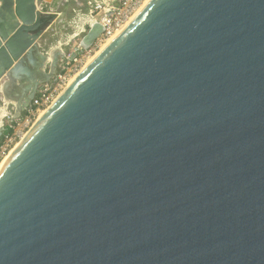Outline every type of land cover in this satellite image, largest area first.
I'll list each match as a JSON object with an SVG mask.
<instances>
[{"label": "water", "instance_id": "1", "mask_svg": "<svg viewBox=\"0 0 264 264\" xmlns=\"http://www.w3.org/2000/svg\"><path fill=\"white\" fill-rule=\"evenodd\" d=\"M56 18L0 0L5 99ZM0 264H264V0H147L4 163Z\"/></svg>", "mask_w": 264, "mask_h": 264}, {"label": "rangeland", "instance_id": "2", "mask_svg": "<svg viewBox=\"0 0 264 264\" xmlns=\"http://www.w3.org/2000/svg\"><path fill=\"white\" fill-rule=\"evenodd\" d=\"M84 0H37L38 7L43 11H52L58 14V19L50 26L38 39L39 49L43 53H47L52 49L51 53L48 54L49 61L45 62L44 69L46 72L50 70L51 61H55L54 73L50 76L49 81H42L39 85L41 88L46 83H52L61 69L63 62L66 59L68 51L71 48L77 46L83 38L82 29L86 26V9L84 8ZM94 55L91 53L90 56ZM89 57V56H88ZM88 57L84 59L83 65L87 61ZM78 72V71H77ZM76 72V73H77ZM75 73V74H76ZM74 74V75H75ZM53 77V78H52ZM71 78V77H70ZM4 85V86H2ZM67 85V84H66ZM66 87V86H65ZM39 88V89H40ZM0 89L5 91L7 94L13 93L12 86L2 83ZM36 94H38L36 92ZM22 98V97H21ZM8 99L9 101H7ZM4 98L0 92V110L3 111L2 117L0 119V125L2 127V134L0 136V144L4 138L6 132V126L9 123H20L21 132L15 135V141L10 146L8 151L0 157V162L5 155L15 146L24 134L27 133L33 126L39 112L31 114L29 107L31 103L25 107H18L17 104L12 102L10 97ZM18 99L16 101H21ZM25 101V100H24ZM23 101V102H24ZM53 102V101H52ZM27 103V102H26ZM50 105V104H49ZM49 105L47 107H49ZM24 107V108H23ZM45 107V108H47ZM23 109V110H22ZM17 111V112H16ZM18 126H16L17 128ZM14 136V135H13Z\"/></svg>", "mask_w": 264, "mask_h": 264}, {"label": "built area", "instance_id": "3", "mask_svg": "<svg viewBox=\"0 0 264 264\" xmlns=\"http://www.w3.org/2000/svg\"><path fill=\"white\" fill-rule=\"evenodd\" d=\"M147 0H84L86 9V26L82 29L85 34L94 23H99L101 32L94 41L87 47L80 43L68 51L61 69L57 73L52 83L44 84L37 90L31 99L29 107L30 113L34 114L44 109L62 92L70 77L83 67V61L91 53L96 54L101 47L112 38L134 14L144 5ZM81 42V41H80ZM106 45V44H105ZM16 126H18L16 128ZM20 123H9L6 126L9 131L5 132L0 144V157H2L15 141V135L21 132ZM14 135V136H13Z\"/></svg>", "mask_w": 264, "mask_h": 264}, {"label": "bare ground", "instance_id": "4", "mask_svg": "<svg viewBox=\"0 0 264 264\" xmlns=\"http://www.w3.org/2000/svg\"><path fill=\"white\" fill-rule=\"evenodd\" d=\"M114 36H112V38H113ZM110 40V39H109ZM107 43V42H106ZM105 43V44H106ZM104 44V45H105ZM103 45V46H104ZM102 46V47H103ZM101 47V48H102ZM95 55V54H94ZM94 55H92V56H89L88 57V59H87V61L85 62V64L83 65V67H82V69L92 60V58L94 57ZM82 69L81 70H79L75 75H73L70 79H69V81L67 82V85H66V87L67 86H69L73 81H74V79L77 77V75L82 71ZM5 84H7V82L5 83ZM4 86V85H3ZM66 87L62 90V92L60 93V94H58V96L53 100V102L49 105V107H47V108H44V109H42L40 112H39V114H38V116H37V118H36V121L34 122V124H33V126L31 127V129L27 132V133H25L24 134V137H22L21 138V140H20V142L18 141V143H16L15 144V146L7 153V155H5L4 156V158L1 160V162H0V171H1V169L3 168V165H4V163L10 158V156L21 146V144L23 143V141L27 138V136L30 134V132L36 127V125L41 121V119L46 115V113L49 111V109L54 105V103L59 99V97L62 95V93L64 92V90L66 89ZM7 101H9L8 99H6ZM25 100V101H24ZM24 101V102H23ZM12 102H14L15 104H17V106L18 107H22V106H24V105H26V102H27V99H25V98H23V100H22V102L21 101H16V99H13L12 98ZM2 114H3V111L2 110H0V119H1V117H2ZM1 122V121H0Z\"/></svg>", "mask_w": 264, "mask_h": 264}, {"label": "crops", "instance_id": "5", "mask_svg": "<svg viewBox=\"0 0 264 264\" xmlns=\"http://www.w3.org/2000/svg\"><path fill=\"white\" fill-rule=\"evenodd\" d=\"M57 19H58V14H57V18L55 19V21H56ZM55 21H54V22H55ZM54 22L52 23V25L54 24ZM52 25H51V26H52ZM51 51H52V49L48 52V54H50ZM46 54H47V53H46Z\"/></svg>", "mask_w": 264, "mask_h": 264}, {"label": "trees", "instance_id": "6", "mask_svg": "<svg viewBox=\"0 0 264 264\" xmlns=\"http://www.w3.org/2000/svg\"><path fill=\"white\" fill-rule=\"evenodd\" d=\"M8 131H9V129L7 128V129H6V132H8Z\"/></svg>", "mask_w": 264, "mask_h": 264}, {"label": "flooded vegetation", "instance_id": "7", "mask_svg": "<svg viewBox=\"0 0 264 264\" xmlns=\"http://www.w3.org/2000/svg\"><path fill=\"white\" fill-rule=\"evenodd\" d=\"M23 110V109H22Z\"/></svg>", "mask_w": 264, "mask_h": 264}]
</instances>
